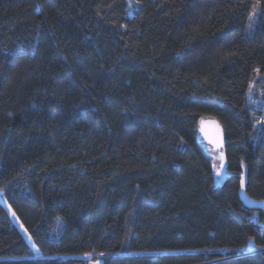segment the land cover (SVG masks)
Segmentation results:
<instances>
[{
	"label": "trees",
	"instance_id": "trees-1",
	"mask_svg": "<svg viewBox=\"0 0 264 264\" xmlns=\"http://www.w3.org/2000/svg\"><path fill=\"white\" fill-rule=\"evenodd\" d=\"M244 188L264 200V0H0V264H264Z\"/></svg>",
	"mask_w": 264,
	"mask_h": 264
},
{
	"label": "water",
	"instance_id": "water-1",
	"mask_svg": "<svg viewBox=\"0 0 264 264\" xmlns=\"http://www.w3.org/2000/svg\"><path fill=\"white\" fill-rule=\"evenodd\" d=\"M201 139L213 149L214 152L220 153L223 156V169H220V176L226 178L228 173L226 171V162L223 155V150L226 145V136L224 128L219 121L214 119H207L201 122L200 126ZM242 198L246 206L253 210L264 212V200L259 201L251 199L246 195L245 188L242 191Z\"/></svg>",
	"mask_w": 264,
	"mask_h": 264
},
{
	"label": "rangeland",
	"instance_id": "rangeland-1",
	"mask_svg": "<svg viewBox=\"0 0 264 264\" xmlns=\"http://www.w3.org/2000/svg\"><path fill=\"white\" fill-rule=\"evenodd\" d=\"M255 19H256V18H252V19H251L252 23L255 21ZM210 152H211V155H212L213 158H214L215 167H216V173H217V171L220 170V164H221L220 157H221L222 154L217 153V152H214L213 149H211ZM222 180H223V178H222L220 175H218V176H217V182H218V183H221ZM92 264H101V263H100V262H97V261H94V262H92Z\"/></svg>",
	"mask_w": 264,
	"mask_h": 264
},
{
	"label": "snow or ice",
	"instance_id": "snow-or-ice-1",
	"mask_svg": "<svg viewBox=\"0 0 264 264\" xmlns=\"http://www.w3.org/2000/svg\"><path fill=\"white\" fill-rule=\"evenodd\" d=\"M220 160H221L220 169H223L224 165H223V156H222V155H221V157H220ZM216 174H217V175H220V171H217ZM13 215H15V214L13 213ZM101 255H103V254L101 253Z\"/></svg>",
	"mask_w": 264,
	"mask_h": 264
}]
</instances>
